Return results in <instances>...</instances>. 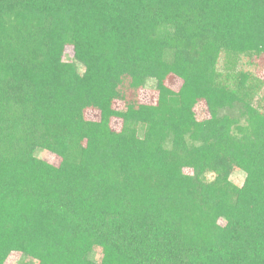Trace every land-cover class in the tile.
Listing matches in <instances>:
<instances>
[{
  "label": "trees",
  "instance_id": "16d2710c",
  "mask_svg": "<svg viewBox=\"0 0 264 264\" xmlns=\"http://www.w3.org/2000/svg\"><path fill=\"white\" fill-rule=\"evenodd\" d=\"M263 57L264 0H0V264H264Z\"/></svg>",
  "mask_w": 264,
  "mask_h": 264
},
{
  "label": "rangeland",
  "instance_id": "374dc122",
  "mask_svg": "<svg viewBox=\"0 0 264 264\" xmlns=\"http://www.w3.org/2000/svg\"><path fill=\"white\" fill-rule=\"evenodd\" d=\"M263 65H264V57L261 59ZM248 68V67H246ZM260 77L262 79H264V69L260 70ZM166 84L173 90L177 91L179 90L182 82L176 78V77H169ZM156 86V80L154 79H150L147 81V84L143 90V94H142V101L144 103H149L153 100V91L155 89ZM122 105L121 103H116V108L117 109H121ZM196 114L198 119H206L209 117V113L207 111V108L205 106V104H200L196 107ZM117 124H115L116 127H120V123L117 121ZM37 155L41 158H45L49 161H51L52 163H58V160L55 159L53 156H51L48 153L45 152H38ZM245 179V174L240 171V170H235L233 175H232V180L238 184V185H242ZM23 263V256L19 253H13L7 260L6 264H22Z\"/></svg>",
  "mask_w": 264,
  "mask_h": 264
}]
</instances>
